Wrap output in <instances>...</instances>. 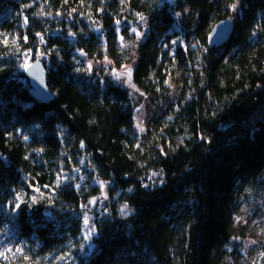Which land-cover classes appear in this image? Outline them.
Instances as JSON below:
<instances>
[{"label":"trees","instance_id":"trees-1","mask_svg":"<svg viewBox=\"0 0 264 264\" xmlns=\"http://www.w3.org/2000/svg\"><path fill=\"white\" fill-rule=\"evenodd\" d=\"M39 55L49 103L25 83ZM132 62L151 97L179 86L143 130L113 74ZM262 196L264 0H0V264H264L233 217Z\"/></svg>","mask_w":264,"mask_h":264},{"label":"rangeland","instance_id":"rangeland-1","mask_svg":"<svg viewBox=\"0 0 264 264\" xmlns=\"http://www.w3.org/2000/svg\"><path fill=\"white\" fill-rule=\"evenodd\" d=\"M136 32L140 35L141 31L136 29ZM26 63L29 59L26 57ZM92 66H102L110 67L109 61H95ZM134 67V62L123 66L122 68L115 69L113 74L118 78V81L124 85L132 95L135 103V122L136 125L142 130L158 115L161 111L165 110L167 106L175 105L179 99V86L174 85L168 95L162 98H154L147 93L141 91L136 85L131 81V71ZM101 185L100 194L93 198L90 203L86 206L88 210L92 207L96 209L102 208L104 202L107 199V184L103 181H99ZM237 210L233 213L235 220H240L245 223L248 235L243 240L242 250H245L252 242L250 234L260 233L264 229V196L259 198L252 206H246L240 204L236 207ZM235 208V209H236ZM84 228L85 234L89 235L93 231L92 216L88 212L84 217ZM4 244L0 240V252L4 248Z\"/></svg>","mask_w":264,"mask_h":264},{"label":"water","instance_id":"water-1","mask_svg":"<svg viewBox=\"0 0 264 264\" xmlns=\"http://www.w3.org/2000/svg\"><path fill=\"white\" fill-rule=\"evenodd\" d=\"M234 31V20L231 17L217 22L211 29L208 40L209 46L226 43ZM44 55L37 56L25 68L24 77L26 86L32 97L40 102L49 103L54 100V95L46 83V71L43 61Z\"/></svg>","mask_w":264,"mask_h":264}]
</instances>
